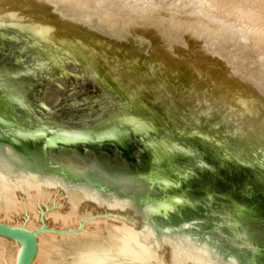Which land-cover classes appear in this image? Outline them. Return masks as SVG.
I'll list each match as a JSON object with an SVG mask.
<instances>
[{"label": "water", "instance_id": "obj_1", "mask_svg": "<svg viewBox=\"0 0 264 264\" xmlns=\"http://www.w3.org/2000/svg\"><path fill=\"white\" fill-rule=\"evenodd\" d=\"M94 9L0 0V162L128 203L155 236H185L223 264H264L261 67L213 63L209 48L202 61L188 48L159 52ZM75 80L101 104L64 122L48 91ZM71 152L82 165L61 164ZM52 231L70 233L0 221V239L21 248L16 264H32L38 235Z\"/></svg>", "mask_w": 264, "mask_h": 264}, {"label": "bare ground", "instance_id": "obj_2", "mask_svg": "<svg viewBox=\"0 0 264 264\" xmlns=\"http://www.w3.org/2000/svg\"><path fill=\"white\" fill-rule=\"evenodd\" d=\"M70 1L142 32L159 52L188 48L202 61V50L209 48L213 63L220 57L244 68L255 65L264 75V0ZM0 221L28 230L43 222L70 231L40 233L32 264H223L185 236H155L128 203L13 172L1 162ZM20 252L17 244L0 239V264H16Z\"/></svg>", "mask_w": 264, "mask_h": 264}, {"label": "rangeland", "instance_id": "obj_3", "mask_svg": "<svg viewBox=\"0 0 264 264\" xmlns=\"http://www.w3.org/2000/svg\"><path fill=\"white\" fill-rule=\"evenodd\" d=\"M75 83L78 82L76 80L68 82L62 81L61 85L63 90L58 87H54L52 90L48 91L47 101L48 103H52V105L49 104V106H63V108H59L60 110H57L56 113L64 118V122L72 120H77V122L82 121L83 118L87 117V115L95 113L96 109L101 104L99 100L97 103L93 102V100L99 99V96H97L96 93H93L91 90H87V88L81 84L77 86ZM47 101L46 104H48ZM62 156H70L69 161L61 163L56 158H53V160L65 166H68L69 162L72 164L82 165V162L77 159L78 156L72 152L68 154L62 153ZM84 157L88 163L94 161L95 158L94 154H86ZM101 158L104 164L109 162L113 166L119 164L122 165V163H124L122 159L113 156L110 157L106 154H101ZM114 161H117L118 164H116ZM136 166L139 167L140 165L136 164ZM49 224L50 223L48 221V225ZM49 227H52V225Z\"/></svg>", "mask_w": 264, "mask_h": 264}]
</instances>
